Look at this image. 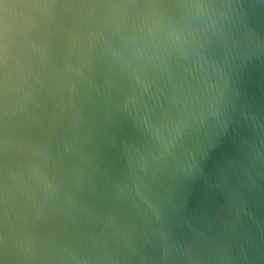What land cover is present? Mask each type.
Instances as JSON below:
<instances>
[{
  "label": "water",
  "instance_id": "water-1",
  "mask_svg": "<svg viewBox=\"0 0 264 264\" xmlns=\"http://www.w3.org/2000/svg\"><path fill=\"white\" fill-rule=\"evenodd\" d=\"M0 264H264V0H0Z\"/></svg>",
  "mask_w": 264,
  "mask_h": 264
}]
</instances>
